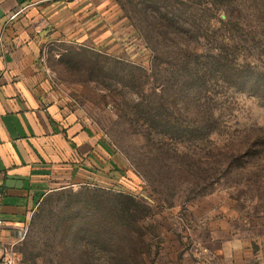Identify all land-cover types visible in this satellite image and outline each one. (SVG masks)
Segmentation results:
<instances>
[{
    "label": "rangeland",
    "instance_id": "obj_1",
    "mask_svg": "<svg viewBox=\"0 0 264 264\" xmlns=\"http://www.w3.org/2000/svg\"><path fill=\"white\" fill-rule=\"evenodd\" d=\"M77 9L84 36L48 39L41 65L119 170L45 198L2 260L264 264V0ZM98 17L106 45L91 39Z\"/></svg>",
    "mask_w": 264,
    "mask_h": 264
},
{
    "label": "crops",
    "instance_id": "obj_2",
    "mask_svg": "<svg viewBox=\"0 0 264 264\" xmlns=\"http://www.w3.org/2000/svg\"><path fill=\"white\" fill-rule=\"evenodd\" d=\"M81 2L0 0V264H6L3 246L23 232L45 198L110 182L119 170L107 140L81 109L66 104L40 61L56 34L80 30L84 36ZM99 22L91 39L106 45L112 35Z\"/></svg>",
    "mask_w": 264,
    "mask_h": 264
},
{
    "label": "built area",
    "instance_id": "obj_3",
    "mask_svg": "<svg viewBox=\"0 0 264 264\" xmlns=\"http://www.w3.org/2000/svg\"><path fill=\"white\" fill-rule=\"evenodd\" d=\"M0 224H1V222H0Z\"/></svg>",
    "mask_w": 264,
    "mask_h": 264
}]
</instances>
